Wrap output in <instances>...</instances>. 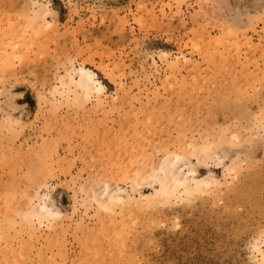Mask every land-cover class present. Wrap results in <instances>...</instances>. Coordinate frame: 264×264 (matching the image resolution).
<instances>
[{
	"label": "rangeland",
	"instance_id": "374dc122",
	"mask_svg": "<svg viewBox=\"0 0 264 264\" xmlns=\"http://www.w3.org/2000/svg\"><path fill=\"white\" fill-rule=\"evenodd\" d=\"M263 236L264 0H0V264H261Z\"/></svg>",
	"mask_w": 264,
	"mask_h": 264
},
{
	"label": "bare ground",
	"instance_id": "6f19581e",
	"mask_svg": "<svg viewBox=\"0 0 264 264\" xmlns=\"http://www.w3.org/2000/svg\"><path fill=\"white\" fill-rule=\"evenodd\" d=\"M73 70L77 73L78 78L72 77V75L70 74L68 76V79H69L68 83L71 86L75 87V90L78 89V90H76L77 92L81 93L85 97H91V96L99 97L100 94L103 93L102 92L103 91V85L94 76V74L91 71L87 70L84 67H78V68H75ZM67 91H69V90H67ZM203 146L204 145H201L199 147H203ZM197 148L198 147H196V149ZM165 158L166 159H170V160H168L166 162H162V165L165 166V167H170V169H171L172 167L175 166V164L177 162H179L180 158L182 159V155L180 156V154L172 151L170 153H167L165 155ZM180 161H182V160H180ZM182 166H184V165H182ZM172 169L174 170V168H172ZM172 169H171V174H168V175H171V177H172L173 174H175L174 172H172ZM191 169H193V168H191ZM179 172H181V171H179ZM182 174L183 175H181V174L178 175L176 173V175H178V176L174 175L175 179L172 178L173 181L172 180H170V181L165 180V183H164V181L162 180L161 184H159L160 187L161 186L162 187H161V189H157V190H159L161 192L167 191V193H169V192L170 193H174V190H177V188H181L182 189L181 191L183 193L189 194L192 191L200 190L204 185L208 184L206 182L201 181V179L199 180L196 177H194L195 169L194 170H188V172H182ZM180 176H182V177H180ZM189 176L191 177L190 181H188L186 179ZM166 179H168V178H166ZM165 184L166 185L167 184L168 185L171 184L172 188L170 189V187L168 186L169 190H166L168 188L164 186ZM164 187H165V189H163ZM41 194H43V193H41ZM46 197H47V194H43V196H41V197L39 195H37V197H36L37 199H36L35 202H33V201H28L27 202V206H26L27 214L36 217V219L39 221V223H42L44 219H46L48 222H51L54 218L60 216L58 211L56 212V211L52 210V208L47 204V202L45 201ZM109 197L110 198L107 199L105 201V203H104V200L102 201L104 203V205H106L104 207L108 208V206H111L113 203H117L119 201V199H115V197H113L112 195L109 196ZM151 197L149 195L148 196L145 195L142 198H145L147 201H149V199ZM112 207H114V206H112ZM262 238H263L262 239V243L264 245V236ZM252 248L258 254L259 261L261 262V264H264V248L263 249L261 248V246H260L258 241L257 242H253ZM256 253H254V254H256Z\"/></svg>",
	"mask_w": 264,
	"mask_h": 264
}]
</instances>
